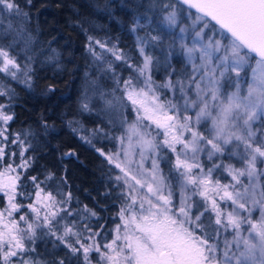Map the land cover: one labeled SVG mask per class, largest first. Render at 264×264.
<instances>
[{"label": "snow or ice", "instance_id": "1", "mask_svg": "<svg viewBox=\"0 0 264 264\" xmlns=\"http://www.w3.org/2000/svg\"><path fill=\"white\" fill-rule=\"evenodd\" d=\"M148 11L153 16L146 12L143 18L151 28L137 37V64L128 63L116 44L88 37L86 47L96 71L111 78L115 88L105 93L98 86L94 97L85 94L82 111L99 107L113 113V120L121 118V124L125 108L136 115L116 138L118 151L95 149L113 166L110 171L119 170L111 177L121 200L116 217L110 218L114 227L101 224L87 206V216L73 215L68 207L72 193L61 191L65 177L46 171L41 178L29 171L32 145L19 133L9 141L7 126L14 115L10 105L0 104V193L6 199L0 207V264H65L38 258L35 243L45 236L78 254L77 264L80 257L92 264L93 252L97 264H264V0H151ZM13 16L19 27L9 20ZM189 17L193 24L180 26ZM5 20L6 33L26 34L29 15L18 0H0V26ZM140 20L134 17L131 31L147 27ZM29 42L23 41L25 48ZM177 46L190 71L172 68L170 56ZM164 47L168 74L157 83L153 70L159 71L161 61L149 49ZM27 59L22 68L0 47V72L13 78L19 72L28 83L32 69ZM115 61L133 74L120 79ZM161 90H167L164 99ZM9 143L19 151H7ZM162 152L173 154L174 162ZM216 172H227L231 181L221 183ZM29 186L33 191H27ZM17 197L34 202L24 204ZM90 217H97L95 226L86 222Z\"/></svg>", "mask_w": 264, "mask_h": 264}, {"label": "trees", "instance_id": "2", "mask_svg": "<svg viewBox=\"0 0 264 264\" xmlns=\"http://www.w3.org/2000/svg\"><path fill=\"white\" fill-rule=\"evenodd\" d=\"M18 2L29 15L25 27L33 69L31 87L12 82L7 95L0 96V103L10 105L9 114L14 115L7 126L8 135L19 133L26 144L32 145L29 153L34 163L29 171L33 175L43 178L46 171H51L67 179L61 191L72 193L69 209L87 206L99 215L101 224L110 227V218L116 217L121 200L107 177L108 164L74 129L76 124L97 122L93 113L81 109L88 73L94 67L86 50L88 33L106 36L123 49L133 48L130 27L136 8L124 0ZM0 40L6 41L7 37L1 36ZM174 62L178 65L179 57ZM67 152L75 155L65 156ZM27 191H33L31 186ZM17 199L24 204L34 202ZM57 245L62 244L52 236L37 239L38 257L43 261L60 259L58 256L65 253ZM71 259L77 264L76 257Z\"/></svg>", "mask_w": 264, "mask_h": 264}, {"label": "rangeland", "instance_id": "3", "mask_svg": "<svg viewBox=\"0 0 264 264\" xmlns=\"http://www.w3.org/2000/svg\"><path fill=\"white\" fill-rule=\"evenodd\" d=\"M120 1H123V0H120ZM124 1L125 2L127 1L129 4L131 3L133 5V8H136V10L134 11V12H136L134 14V17H141L140 22L142 24H145L146 26H147V20H145L143 18V15L147 12V14L149 16H153V12H157V10H155V9H153V12L148 11V5L151 2V0H124ZM177 7L180 8L181 5H177ZM183 7L186 8L187 6H183ZM191 11L195 12L194 10H191ZM134 17L132 18V24H133ZM153 18L155 19V17H153ZM9 20L13 24L14 28L19 27V25H20L19 21L20 20L18 18L13 16V17H9ZM9 20H5L4 24L2 26H0V37L1 36L7 37L6 41L0 40V47H4L6 50H8L10 55L14 56L17 59V62L20 63L21 67L23 68L24 64L29 63V60L27 58L31 56V54H30V42L28 44V47L25 48L23 41L29 40L30 37H28V35H29L28 32H26V34L24 36L18 35L16 31H8L6 33L5 29L7 28V24L9 22ZM192 24H193V19L191 17H189L188 19L183 20V22L180 26H191ZM131 27H132V25H131ZM131 27H130V32L132 33L131 35H132V38L134 40L133 48L127 47V49H123L118 45V43H116V41L110 40L106 36H97L96 34L88 33L89 34L88 37H93L95 39L101 40L102 42H107L109 46H111L112 44H116L117 47L119 49H121L130 58L128 63L137 64L141 59L140 56L138 55V51H137V37L144 36L145 31L150 30L151 26H147L145 29H137L136 32L131 31ZM153 34H155V33H153ZM216 38H219V37H216ZM97 50L99 51V49H97ZM149 50L151 51L152 55L154 56V59H159L161 61L159 71H157L155 68L153 70V79L157 83H162L168 74L165 71V65H164L165 57L168 56V50L166 47L155 48V49L150 48ZM181 53H182V50L179 48V46H177L174 50H172L170 60H171V66H172V68H174L176 70V72L184 73V72L190 71V68L186 67V64H187L186 58ZM175 57H179V59H180V62L178 63V65L174 62ZM91 58L93 61L92 56H91ZM107 58L109 60L113 59L110 54H108ZM32 63H33V60H30L31 69H33ZM93 66L94 67L88 73L89 78H88V81H87L85 88H84L82 100H83V97L85 94H88L89 96L94 97L95 93H94L93 89H95L98 86L102 87V89L105 93H111L115 88L114 81L111 78H109L108 76H102L101 74H99L96 71L94 63H93ZM114 66L116 67V71L119 73L120 79H124V78L128 77L129 75L133 74V70L129 69L127 66H125L122 61H115ZM92 72H94V74ZM25 79H26V77L21 75V73H19V72L17 73L16 78L9 76L7 73L0 72V91H4V92L8 93L10 86H12V82H20V83L28 86L30 84L31 80L28 81V83H25ZM94 80L96 81L95 84L92 83V81H94ZM241 86L243 87V84ZM119 94L120 93L118 91L115 92L116 96H119ZM166 95H167V90H161L162 99H164L166 97ZM7 97H9V96H7ZM167 98H171V96H167ZM0 104L6 105V103H0ZM89 113L94 114L93 118H95L97 122H94L95 124H91V125L87 124L86 126H84V124L83 125L76 124L75 130L78 132V135L80 137H84L85 138L84 140H86L87 142L91 141V143H90L91 145H93L95 148L102 149L105 153H112V152L118 151L120 148V145H119L116 138L123 134V130L127 127V123L135 121V119H136L135 111L133 109H131L130 107L124 109V114H123L122 119L125 122L123 124H121L119 122V120L121 118L117 117L115 120H113V116H114L113 113L101 111L99 107H94L93 110ZM110 120H113V122L110 123L109 122ZM101 121H102V123H98ZM145 123H148V122H145ZM6 134L8 135V132ZM153 135H155V131H153ZM13 136L14 135H12V136L8 135L9 141H11L13 139ZM158 139H159V137H158ZM0 142H4V141H0ZM6 150L18 152L19 147L17 144L9 143L8 148ZM161 154L167 155L168 158L170 157V160H171V158L174 159V155L171 153L162 152ZM13 159L16 160L17 163L19 162L18 158H13ZM200 159L202 161H205V163H207L206 158L203 154L201 155ZM217 162H220V161H217ZM229 162L235 164V166H237V167L240 166L239 164L236 163L235 160H232V161H228L226 159L223 160V163H225V164H227ZM160 166L164 170L165 174H167L168 165H165L163 160L161 161ZM110 169H113V166L108 164V176L107 177L110 180H112L111 177L114 176L115 174H118L119 170L110 171ZM214 178L220 179L221 183H229L231 181V177L228 176L227 172H224L222 174L220 172H216V173H214ZM112 182L114 184L113 180H112ZM245 182H246V180H245ZM173 183H175V182L173 181ZM116 190H117L116 194L119 197L120 192L118 189H116ZM193 199L194 200H200L199 197H194ZM5 203H6V199L3 197V194L0 193V207H2ZM222 207H225L226 210L228 209L227 205L222 204ZM84 208H85V206H81L79 208L69 209V210L73 212L74 216L77 213H79L81 216H87V213L84 211ZM88 209H90V208H88ZM90 210H92V209H90ZM21 211L22 212L26 211V209H22ZM29 214L31 215V213H29ZM206 215H207V213H206ZM97 217H99L98 214H97ZM97 217H90V218H88V220L86 222L95 226L96 222H97ZM113 218H115V217H113ZM69 219H72V217H69ZM110 227H114V224L112 223V219L110 220ZM57 247H61V250L65 253L64 256H58V257H60V259H63L65 261V264H72L71 263L72 257H76V260H77L78 254L73 255L63 245H57ZM97 256H98V254H96L94 252L90 254L92 264H97ZM34 258H37V257H34ZM39 259L42 260L41 258H39ZM79 259H80L79 264H83L82 257H80ZM48 262H51V261L48 260ZM100 264H103V262H100Z\"/></svg>", "mask_w": 264, "mask_h": 264}, {"label": "water", "instance_id": "4", "mask_svg": "<svg viewBox=\"0 0 264 264\" xmlns=\"http://www.w3.org/2000/svg\"><path fill=\"white\" fill-rule=\"evenodd\" d=\"M195 11V10H194Z\"/></svg>", "mask_w": 264, "mask_h": 264}]
</instances>
